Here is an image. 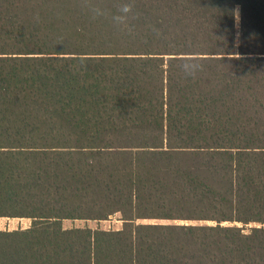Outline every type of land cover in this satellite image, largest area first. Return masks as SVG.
Wrapping results in <instances>:
<instances>
[{"label": "trees", "instance_id": "1", "mask_svg": "<svg viewBox=\"0 0 264 264\" xmlns=\"http://www.w3.org/2000/svg\"><path fill=\"white\" fill-rule=\"evenodd\" d=\"M0 216V264H264V0H0Z\"/></svg>", "mask_w": 264, "mask_h": 264}, {"label": "rangeland", "instance_id": "2", "mask_svg": "<svg viewBox=\"0 0 264 264\" xmlns=\"http://www.w3.org/2000/svg\"><path fill=\"white\" fill-rule=\"evenodd\" d=\"M237 14H239V7H236V31L238 32V21ZM137 221L140 222H172L173 220L167 218H155V217H144L139 218ZM184 220H180L183 222ZM121 213L116 211L110 214L106 218L102 219H64V226L79 225V226H89L92 228L101 227L106 229L119 228L122 225ZM30 224V219L28 217H10V216H0V228L2 229H13L17 227H26Z\"/></svg>", "mask_w": 264, "mask_h": 264}, {"label": "clouds", "instance_id": "3", "mask_svg": "<svg viewBox=\"0 0 264 264\" xmlns=\"http://www.w3.org/2000/svg\"><path fill=\"white\" fill-rule=\"evenodd\" d=\"M91 7H92L93 11L96 12L97 15L103 14L100 11L98 6L92 5ZM132 8H133L132 4L121 5L119 8V12L122 15L116 16L115 19L123 22L124 19L126 18V14L130 13L132 11ZM93 18H95V17H93ZM237 18H238V14H237ZM153 31L155 32V34L157 36L160 35L159 30L156 29L155 27H153ZM182 64H183V67L185 68V70L187 72V76L192 78V79L197 78V73H196L197 69H199L201 72H203L205 69V64L203 63V61L200 57H185V58H183ZM188 69H191V71H188Z\"/></svg>", "mask_w": 264, "mask_h": 264}]
</instances>
